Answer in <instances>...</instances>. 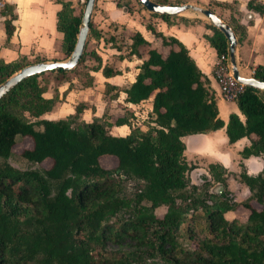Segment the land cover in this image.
<instances>
[{
    "label": "trees",
    "instance_id": "16d2710c",
    "mask_svg": "<svg viewBox=\"0 0 264 264\" xmlns=\"http://www.w3.org/2000/svg\"><path fill=\"white\" fill-rule=\"evenodd\" d=\"M61 4L57 28L64 35L69 57L82 12L70 2ZM248 7L264 12V6L253 0ZM209 27L212 47L219 55L227 53L224 35ZM232 28L238 35L237 28ZM6 30L10 35L9 22ZM155 35L162 46L169 47L166 54L148 44L139 32L132 35L134 54L140 56L141 47L149 49L145 57L141 55L135 81L125 90L132 104L152 98L154 126L150 124L145 132L134 127L121 137L110 134L109 125L99 120L79 122L77 116L40 119L55 104L42 96L39 79L46 73L24 79L0 99V264H264V173L241 174L251 192L241 203L229 192L217 196L190 185L187 173L193 167L185 162L182 138L219 130L223 122L209 80L187 48L173 37ZM97 37L91 25L89 39ZM86 55L87 51L79 67ZM26 66L25 62L0 60V85ZM79 67L48 74L56 82L75 74L84 86L90 85L92 79L78 73ZM255 70V78L264 81V66ZM263 96L264 92L246 88L237 100L245 121L232 114L227 125L230 143L254 137L242 152L245 158H264ZM133 117L127 112L114 123L131 126ZM25 140L29 148L16 154L15 147ZM13 156L35 167L17 169L9 162ZM106 158L117 161L115 170L103 166ZM46 161L49 167L42 166ZM211 172L216 182L225 184L223 169L212 167ZM124 178L145 184L133 201L124 195ZM133 202L135 207L128 212ZM161 207L167 211L159 217L154 212ZM240 207L249 211L245 222L226 219L225 213ZM199 210L203 216L196 215ZM182 225L192 249L179 241ZM126 242H134L136 251L108 248Z\"/></svg>",
    "mask_w": 264,
    "mask_h": 264
},
{
    "label": "crops",
    "instance_id": "0c3cea01",
    "mask_svg": "<svg viewBox=\"0 0 264 264\" xmlns=\"http://www.w3.org/2000/svg\"><path fill=\"white\" fill-rule=\"evenodd\" d=\"M5 8L0 10V60L5 63L25 62H63L68 56L64 51V35L57 28L58 14L62 10V1H67L79 11L80 0H3ZM250 0H189L188 3L204 6L212 10L231 27H242L237 35V60L240 70L248 75L249 70L264 66V12L249 9ZM263 5L264 0H253ZM208 2V3H207ZM232 7V10L230 9ZM249 14H252L251 18ZM12 28L7 34L6 23ZM92 27L97 38H88L85 64L87 75L92 82L84 86L77 75L70 80L56 82L48 73L40 77L44 88L42 96L54 100L53 108L40 119L59 121L78 117L79 122L92 123L95 120L107 122L108 132L114 136L126 137L132 128L141 124L147 106V115L153 119L152 98L140 104L127 102L126 88L136 79L149 47L140 48V56L132 52V35L139 32L152 47L166 54L169 47L162 46L161 39L155 33L173 37L181 42L199 70L209 80V90L213 93L218 108V117L223 122L219 130L206 134L189 135L182 138L185 144L184 159L189 167L191 184L199 181L210 183L211 189L217 184L211 168L224 170V193L229 192L235 201L243 202L250 197L249 188L240 180L242 173L249 176L263 175V156L243 157L242 152L251 146V138H243L230 143L227 125L232 114L239 116L242 122L244 115L236 101L226 100L215 77V68L219 54L212 47L208 38L213 35L210 23L200 17L178 16L169 20L152 15L145 8L131 9L123 0H97L92 16ZM123 36L127 39L123 41ZM104 70L109 72L108 75ZM112 72V73H111ZM262 95V93H260ZM132 113L130 125L116 126L118 117ZM140 115V116H138ZM154 126V123H150ZM28 142L27 140H25ZM198 187V186H196ZM219 188L215 195L222 196ZM256 209L261 205L253 202ZM228 211V220L246 221L240 210ZM246 210V209H245Z\"/></svg>",
    "mask_w": 264,
    "mask_h": 264
},
{
    "label": "water",
    "instance_id": "95a60500",
    "mask_svg": "<svg viewBox=\"0 0 264 264\" xmlns=\"http://www.w3.org/2000/svg\"><path fill=\"white\" fill-rule=\"evenodd\" d=\"M96 1L97 0H86L77 41L67 60L63 62H37L22 68L0 85V99L24 79L58 70L73 71L79 66L87 48ZM139 2L148 12L159 16L178 17L185 15V13L192 12L206 18L210 25L221 31L228 41L229 62L235 80L243 84L246 88H253L260 92H264V81L258 80L255 77H249L241 72L237 60V35L233 28L218 17L212 10L192 3L171 5L158 3L154 0H139ZM251 16L252 14H249L250 18ZM217 188H219L220 191H224L223 184H217L210 192L215 194Z\"/></svg>",
    "mask_w": 264,
    "mask_h": 264
},
{
    "label": "rangeland",
    "instance_id": "374dc122",
    "mask_svg": "<svg viewBox=\"0 0 264 264\" xmlns=\"http://www.w3.org/2000/svg\"><path fill=\"white\" fill-rule=\"evenodd\" d=\"M187 1H189V0H165V2L167 3V4H171V5H179V4H185V3H188ZM207 1V0H206ZM209 1V0H208ZM208 3V2H207ZM123 4L125 5H127L129 8H130V10L131 9H134V8H138V7H141L142 5L140 4V2L138 1V0H123ZM199 5V4H198ZM200 6V5H199ZM143 7V6H142ZM202 7H204V6H202ZM144 8V7H143ZM83 9H84V6H82V7H79V12H83ZM231 10H232V7L230 8ZM190 13V14H189ZM194 14V15H193ZM190 16V17H200V18H202V19H204V20H207L206 18H204L203 16H201V15H199V14H197L196 15V13H192V12H188V14L187 13H185V15H183V16ZM192 15V16H191ZM208 21V20H207ZM237 28V30H238V33H242L241 31H242V29H240V27H236ZM123 41H125V39H127V36H123ZM89 42V41H88ZM88 44V43H87ZM87 66L88 65H86L85 64V62L79 67V71H78V73H87ZM77 67V68H78ZM75 75V74H74ZM264 97V96H263ZM142 111H144V113H143V115H144V119L143 118H140V121H141V124L140 125H138V126H136V127H139L140 128V130L141 131H143V132H145L147 129H148V127H149V125H150V122H151V117H149V115H147V113H146V111H147V106L145 105L144 107H141V108H139L138 110H137V112H139V113H142ZM138 116H140V115H138ZM134 118V117H133ZM135 119V118H134ZM107 123V122H106ZM30 141V140H29ZM31 142V141H30ZM29 146H30V143H27V142H23V143H21V144H18L16 147H15V153L17 154V153H20L21 152V150H23L24 148H29ZM9 162H10V164L11 165H13L15 168H17V169H20V170H23V169H27V168H30V167H35V166H33V165H31L30 163H28L27 161H25L24 159H22V158H20V157H18V156H13V157H11L10 159H9ZM102 164H103V166L104 167H106V168H108V169H111V170H115L116 168H117V161L115 160V159H113V158H106V159H102ZM49 165H50V162L49 161H46V162H44L43 164H42V166L43 167H49ZM189 174V172L187 173V177L189 176L188 175ZM212 176H213V174H212ZM188 180H189V182H190V185H192L191 184V181H190V177H188ZM240 180H241V176H240ZM198 185H196V186H198V191L199 192H204V191H206V190H211V187L209 186L210 185V183H207V185H206V182L204 181L203 183H202V181H199L198 183H197ZM222 184V183H221ZM144 182H139V181H137V180H134V179H132V178H124V182H123V186H124V195H125V197L126 198H128L129 200H131V201H133L134 200V198L136 197V194L138 193V192H140V191H142L143 189H144ZM224 192L222 191V194H223ZM226 193V192H225ZM233 199H234V197H233ZM234 201H235V199H234ZM245 201V200H244ZM235 202H237V201H235ZM239 203V202H238ZM241 203V202H240ZM145 206H148V204L147 203H143ZM132 206H133V208H131V209H129V211L128 212H131L132 211V209H134V207H135V203L133 202L132 203ZM242 209L240 210V212H242L241 213V216L242 217H246V215H247V213H248V211L247 210H245V208H243V207H241ZM166 211H167V209L165 208V207H161V208H158V209H156L155 210V214L156 215H158L159 217H162L165 213H166ZM196 215H198V216H203V213H202V211L201 210H199L197 213H196ZM122 216V214L121 215H119V217H117V219H121L120 217ZM189 217V216H188ZM241 218H238L237 219V222L238 223H241V222H245V221H242V220H240ZM128 241V240H127ZM179 241L183 244V245H185V248H188V249H192L193 248V244H191L190 242H189V240L186 238V235H185V225H182L181 226V228H180V235H179ZM109 250H121V251H124V250H126V251H136V246H135V244H134V242H126L122 247H119V246H117V245H110L109 247ZM139 252H141V250L140 251H138L137 252V254H139ZM143 254V253H142Z\"/></svg>",
    "mask_w": 264,
    "mask_h": 264
},
{
    "label": "built area",
    "instance_id": "2783aa9c",
    "mask_svg": "<svg viewBox=\"0 0 264 264\" xmlns=\"http://www.w3.org/2000/svg\"><path fill=\"white\" fill-rule=\"evenodd\" d=\"M82 6L85 5L86 0H80ZM5 8V2L0 0V10ZM242 72V70H241ZM256 70H249V77H255ZM215 77L219 83L222 96L228 101H236L239 96L245 91L246 87L243 84L238 83L231 71V65L229 62V53L219 55L218 62L215 68Z\"/></svg>",
    "mask_w": 264,
    "mask_h": 264
},
{
    "label": "bare ground",
    "instance_id": "6f19581e",
    "mask_svg": "<svg viewBox=\"0 0 264 264\" xmlns=\"http://www.w3.org/2000/svg\"><path fill=\"white\" fill-rule=\"evenodd\" d=\"M188 14V13H187ZM190 14V13H189ZM194 15V14H193ZM197 15V14H196ZM189 16V15H188ZM192 16V15H191ZM194 17V16H193Z\"/></svg>",
    "mask_w": 264,
    "mask_h": 264
}]
</instances>
